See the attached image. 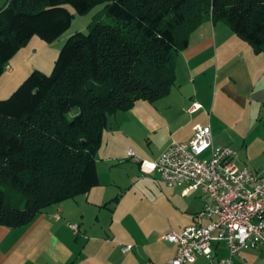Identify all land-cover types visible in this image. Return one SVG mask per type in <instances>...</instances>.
<instances>
[{"label": "trees", "instance_id": "1", "mask_svg": "<svg viewBox=\"0 0 264 264\" xmlns=\"http://www.w3.org/2000/svg\"><path fill=\"white\" fill-rule=\"evenodd\" d=\"M101 4L50 75L35 70L0 100V226L29 225L99 185L110 116L170 93L177 58L203 22L226 24L264 53V0H9L0 9V78L33 37L53 43L71 27L69 6L87 14Z\"/></svg>", "mask_w": 264, "mask_h": 264}, {"label": "crops", "instance_id": "2", "mask_svg": "<svg viewBox=\"0 0 264 264\" xmlns=\"http://www.w3.org/2000/svg\"><path fill=\"white\" fill-rule=\"evenodd\" d=\"M21 51L9 63V77L0 78L7 86L33 70L22 65L27 54L20 57ZM176 71L167 96L110 116L96 156L99 185L47 207L29 225L0 226V264H169L176 257L178 246L162 237L192 225L211 199L201 190L185 195L170 187L179 190L166 199V207L152 202L147 212L135 191L145 179L136 173L130 185L118 169L128 162L144 174L136 159L157 160L172 142L189 141L197 124L211 126L216 145L240 146L238 158L249 162L253 142L262 138L264 155V136L248 142L255 132H264V53H256L226 24L208 20L190 35ZM194 104L201 108L191 112ZM255 166L252 170L264 177V169ZM156 173L146 175L156 178ZM69 223L80 225L79 234ZM263 253L264 248L241 250L233 264H259ZM229 255L224 243L214 247V263ZM194 264L213 263L200 256Z\"/></svg>", "mask_w": 264, "mask_h": 264}, {"label": "built area", "instance_id": "3", "mask_svg": "<svg viewBox=\"0 0 264 264\" xmlns=\"http://www.w3.org/2000/svg\"><path fill=\"white\" fill-rule=\"evenodd\" d=\"M200 108L194 104L191 112ZM193 129L189 141L172 142L157 160H136L144 174L157 172L168 187L182 188L185 195L201 190L211 199L192 225L162 237L178 246L169 264H194L200 256L213 264H233L241 250L264 248V177L241 165L233 147L216 145L210 125ZM55 217L60 219L59 214ZM69 226L79 234V224ZM220 243L230 255L214 263V247Z\"/></svg>", "mask_w": 264, "mask_h": 264}, {"label": "rangeland", "instance_id": "4", "mask_svg": "<svg viewBox=\"0 0 264 264\" xmlns=\"http://www.w3.org/2000/svg\"><path fill=\"white\" fill-rule=\"evenodd\" d=\"M8 1L9 0H0V9ZM104 7H105V5L101 4V5H98L95 9L91 10L87 14H79L78 12L75 11L74 8L69 6L70 11L74 15L72 25L58 40H56L53 43H47L46 41H44L39 36L33 37V39L29 42V44L26 47L21 49L22 51H21V55H20V57H21L22 55L27 54V56L25 55V57L23 59L22 65L24 64L25 66H28L33 70L27 76H25V78H23L22 82H20L19 84H14V85H10V86H7V84H10V83H8V82H7V84L5 83V79L9 77L8 74H11V73H9L10 71L6 70L4 75H7V77H4L5 79L3 78L0 81V100L8 99L12 95V93L14 91H16V89H18V87L25 81V79L33 71L40 70V71L46 73L47 75H50L52 73L53 68L55 66V63L59 57L60 51L63 48V46L65 45L66 41L72 35H74L77 32L88 33L90 24L93 21H95L96 19H98L96 17L104 9ZM103 22L107 23V24H111L114 22V20H113V18H111L109 16H105L103 18ZM254 135L264 136V132L263 131L255 132V134H253L252 137L251 136L249 137L248 142L249 141L252 142V141L256 140L255 139L256 136H254ZM262 140H263L262 138H259L255 142H253V144H252V153L253 154H252L251 158H254V159H252L249 162V161L245 160V158H242V157L238 158L239 159L238 162L241 165H247L253 170L255 169L254 167H256L255 165H258V167L261 170L264 169V155L261 154V149H262L263 145L262 144L259 145V143H258L259 141H262ZM234 149L239 153V157H240V151H239L240 146L239 147L235 146ZM118 170H119L118 172H120L121 175L129 181L128 183H130V185L133 184L132 183L133 182L132 177L134 175H136V173H137V176L145 179L144 181H141L137 184V186L140 187V190H139V188H135L136 189L135 191H139L138 192V200H140L142 198L143 208L146 209L147 212L152 208V205L154 204V203L152 204V202H156V203L160 202L163 207H166V204L168 203V201H166V199L170 198L173 191L179 190V189L175 190V189L168 187L161 180V177L159 174L156 176V178H154L153 175L151 176V175L142 174L140 171V168L137 164H135V166H133L132 164L125 162V165L122 167H119ZM173 188H175V187H173ZM133 194H134V192L131 191L130 195H128L129 197H127L125 199L126 202H127V200H129V198ZM263 256H264V253H263ZM259 264H264V258L261 259Z\"/></svg>", "mask_w": 264, "mask_h": 264}]
</instances>
